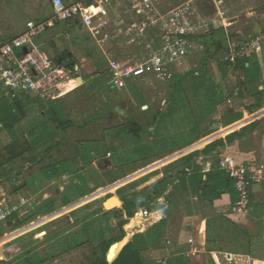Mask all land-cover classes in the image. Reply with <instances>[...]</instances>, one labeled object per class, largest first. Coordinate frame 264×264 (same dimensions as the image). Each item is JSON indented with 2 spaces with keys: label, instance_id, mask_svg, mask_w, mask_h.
Instances as JSON below:
<instances>
[{
  "label": "rangeland",
  "instance_id": "rangeland-1",
  "mask_svg": "<svg viewBox=\"0 0 264 264\" xmlns=\"http://www.w3.org/2000/svg\"><path fill=\"white\" fill-rule=\"evenodd\" d=\"M163 4H165L167 11L172 12L173 21L180 32L182 31L185 35L214 33L206 41H225V45L226 33L235 34L236 29L243 27L244 22L247 20L251 22L252 27L258 28L259 26L255 23V15L264 14V0H164ZM52 15L50 0H0V42L11 41L19 35L20 30L26 26L29 19L42 22L51 18ZM110 17L108 30L111 36H108L106 41L96 38L84 27L71 31L64 24L56 26L53 35L51 34L47 38L44 36L39 40L43 50L52 59L59 58V55L65 51L70 52L72 54L70 60L75 65L73 78L77 79L84 76L92 82L87 87L77 88L78 91L76 89L59 99L60 106L66 111V119L73 121L75 124L67 132H60L58 125L50 122L48 116H44L43 111H49L50 99H42V102L38 103L45 106V109L41 110L39 109L40 105L30 104L25 97H22L27 112L25 116H21V121L16 125L13 132L14 135L16 134L17 140H12V135H9V139L4 134H0V154L11 158L12 156L7 152L8 145L17 141L24 146H14L16 152L23 150L24 147H28L29 150H26L21 157L12 159L13 161L4 168H0V180H4L0 183V200L4 202L3 195L8 192L11 195L15 194L19 185H26L25 181L28 182L30 190L32 189L34 193L40 190L37 192L36 197H28L31 200L29 206L27 205L22 210L25 213L24 215H21V212L15 214L16 217L14 218L18 220L15 224L11 222L9 215L2 219L4 223L0 224V234L11 231L19 225L18 222L20 221H23L22 225H26L32 220L56 212L71 203L73 205L69 206V209L78 208L80 212H84L87 210L94 211V209L104 210L103 204L113 196L121 201L129 198L128 196L130 198L145 196L153 185L154 171L161 172V170L172 164H174L175 169L178 168L180 165L175 164L178 160L202 150L207 145L205 143L209 142L206 141L193 148L199 141H203L210 135L201 137L194 145L175 155L176 157L165 160L171 153L181 150L189 144L197 136L196 130L190 129L183 133L177 132L175 127L180 125V122L187 123V119H179L181 116L178 115L177 118H173L172 123L165 126L168 128L167 131L164 129L165 133L167 132L166 139L153 142L151 138H153L155 132L152 128H148V123L153 117L151 111L155 112L158 109L164 111L167 109L170 96L169 82L175 74L190 70L171 68L170 72L166 71L163 74V79L169 76L166 80L153 76L155 80H162H157L160 84L156 85V89L152 88L153 90L150 88L151 82L148 78L128 80L127 88L121 92L112 90L109 86L111 60L123 57L130 58V55L132 57L141 55L144 46L147 44V39H154L156 47L160 44V41L158 33L147 30L143 33L138 31L135 34L136 40L133 42V31H130L133 22L132 17L122 9L117 8L111 11ZM236 18H239L237 25H232L227 29L214 28V21H223L227 24ZM195 44L196 53L187 61V65L192 69L197 66L205 53V48L201 43ZM257 58L262 67L261 79L254 84H249L246 75L241 70L235 71L232 69L228 74V78H231L230 85H232V88L236 89L235 97L231 98L230 102L223 103L218 107L209 119H205V122L200 125L203 133L210 120L213 122L212 127L220 130L219 128L222 125L228 126L227 123L230 117L250 113L249 107L256 103L252 93L258 85L264 83V47ZM217 63H219L218 58L212 61L207 81L210 78L218 85L215 72ZM98 73L101 74L97 75ZM77 82L79 84V81ZM190 96L193 100L194 109L198 111L200 101L196 99L195 102L194 96ZM144 107L149 110V115L145 114ZM115 108L122 109L124 114L121 115ZM259 114L263 116L264 111ZM263 119L258 123L257 134L250 135L249 139L244 140L243 144L246 145L245 143L249 141L255 142L254 145L259 153L263 152L262 156L258 154L260 157L257 158V161L262 163H264ZM239 125L241 123L235 126L229 125L232 127H227V129L225 127L221 132L223 135L230 134ZM34 131L36 133L31 134ZM159 131L160 129L158 133ZM221 138H224V136H221ZM92 154L94 158L91 157ZM214 156L212 155V157ZM90 159L94 160L90 162ZM159 161L163 162L162 165L152 168L156 166L155 164H159ZM212 161V163L218 164V156L214 157ZM243 163H247V159ZM202 166L204 165L202 164ZM11 168L14 172H11ZM140 171L144 172L139 175ZM63 174H66L67 177L62 178ZM53 180H59V182L54 184L52 183ZM91 184L98 188L91 189ZM24 185L22 187H25ZM61 187L64 188L63 192ZM100 188L107 189L106 194L81 200L89 194L94 192L96 194ZM44 194L47 197H44ZM5 209L6 206H4L3 211ZM112 211L115 213L112 214L113 217H117L119 214V219H121L124 215L121 206ZM211 213L213 214L211 215L212 218H216V221L212 223V227L218 229V231L225 230V237L229 236L231 229L225 224L226 220L217 216V214L215 215L213 210ZM113 217L110 216V218ZM182 217L183 214L177 216L178 220L174 226V235L181 226ZM127 219L129 224L131 218L127 217ZM48 221L49 219H46L43 222ZM81 221L86 222V219H76L75 225L79 226ZM101 224V220L99 222L95 221L78 233L69 234L66 237L65 234H60L56 237L53 245L54 249L49 251L48 255L43 256L37 253L38 249L36 248L31 256L30 254L23 257L18 256L14 259V263L22 264L21 260L30 258L31 264H44L45 257L49 258L55 254L62 260V264H79L81 262L82 264H95L94 261L96 257L101 255V251L100 249H94L92 244L87 242H91V238L95 236L91 230L95 228L96 231ZM31 227H34V225ZM113 227L108 226V229L103 228V230L109 231L111 236L118 235V223L116 222ZM29 237H32V234ZM259 241L264 244V235ZM2 242L5 243V239L0 241V245L3 244ZM223 242V245L226 244V248L235 244L229 237L228 240ZM77 243H81L80 245L85 243V245L77 251L72 250ZM255 255L264 257V248ZM161 257L160 252H154L151 259L159 263L164 259Z\"/></svg>",
  "mask_w": 264,
  "mask_h": 264
},
{
  "label": "trees",
  "instance_id": "trees-1",
  "mask_svg": "<svg viewBox=\"0 0 264 264\" xmlns=\"http://www.w3.org/2000/svg\"><path fill=\"white\" fill-rule=\"evenodd\" d=\"M78 26L82 27L81 24H78ZM213 34L214 33L191 36L193 41L203 45L205 48V53L199 60L197 66L192 70L175 74L172 77L171 81L169 82L170 96L169 101L167 102V109L164 111H151L153 117L148 123V128H154L155 134L152 138L153 142L157 140L163 141L166 139L165 136L167 132L165 133V130L167 131L168 128L165 126H168V124L172 123L173 118H177L178 115L181 116L179 119H187V123H181L179 121L180 125L175 127L176 131L183 133L186 130L188 131L190 129H195L197 135L193 140L190 141L189 144L185 145L184 148L193 145L201 137H206L218 130V128L212 127L213 122L211 120L208 121L209 124L206 127L204 133L201 131L200 125L205 122V119H209L214 111L223 103L230 102L231 98L235 97L236 89L232 88V85H230L231 78H228V74L232 70L231 66L221 63L220 61L215 66L218 85L210 78L207 81V78L210 75L209 68L212 64V61L216 60L217 58L219 59V54L225 47V41H206V39L212 37ZM59 56V58H54V61L68 66L72 64V60H70L71 55L68 51L61 53ZM246 64H248V66H246ZM233 70H241L244 75H246L247 83L249 84L258 82L262 75V67L257 56L240 59ZM190 95L194 96L195 102L197 100L200 101L198 105V111L194 109L193 100ZM252 95L255 98L256 103L249 107L250 113H254L264 108V89L260 90L258 85ZM25 98L30 104H38L39 102H42V98ZM49 103V111H43V114L44 116L49 117L51 120L50 122L56 123L58 125L60 132H67L69 128L75 126L73 121L66 119V111L60 106L59 100H49ZM39 109L44 110L45 106L40 105ZM26 112L27 108L23 104L22 97L15 100H10L8 98L1 99L0 134H4V136H7L8 138L9 135H12V140L16 141V134L14 135L13 132L16 125L20 123L21 116H25ZM144 112L147 115L150 114L149 110H145ZM182 113L185 115L182 116ZM259 113L254 117H260ZM240 118H242V114L230 117L227 125L234 123ZM199 119H201L199 121L200 123L197 122ZM250 119L251 118H247V121ZM253 126L255 127L256 124ZM159 129L160 131L158 133ZM245 130L246 129H242L239 132H235L229 135L226 140L219 139L207 145L203 150L196 151L181 158L175 163L180 165L176 169L174 164L169 165L165 168L164 179L150 187L145 196L139 198L123 199V211L126 212L128 218L132 219L129 224L128 219L123 217L119 219L118 235L108 241L102 242V244L99 246L101 255L96 257V254L94 253L96 257L94 263L109 264L107 262L108 253L109 262H112V260L120 254L112 264H151V259L149 260L147 254L151 251L162 252L166 249L168 241L174 238L172 231L175 223L178 220L177 216L182 215L183 212H185L191 206V194L194 191H196L198 194L202 192L205 200L210 204H213L214 200L219 199L224 192H228L231 197H235V202L236 192L233 187V180L227 175V173L219 171L218 169L204 173L202 170V162L199 161V159L213 154L214 151L225 147L226 144H232L235 138L241 137ZM34 133H36V131L31 132V134ZM220 136H223L221 131L201 141L196 146H193V148L205 143L206 141L214 140ZM20 145L24 146L18 141L15 143L12 142L10 145H8L9 148H7V152L12 156L11 158H7L6 155L0 154V168H4L7 164L13 161L12 159L21 157V155H23L26 150H29L28 147H24L23 150L16 152V148H14V146ZM92 156L93 154L91 157ZM92 158H94V156ZM93 160L94 159H90V162ZM171 187L172 191L166 195L165 201L158 202V200L164 197ZM146 207H151L154 211L161 212L162 219L150 226L153 223L154 218H145L140 214L134 217L139 209ZM147 227L149 228L145 232L134 235L132 240L126 245L134 233L143 231ZM125 230L127 232L126 237ZM113 244L115 245L112 246ZM120 250L121 253L119 252ZM161 255V258H165L164 254ZM161 262L162 261L156 264H161ZM177 264L184 263L179 259L177 260Z\"/></svg>",
  "mask_w": 264,
  "mask_h": 264
},
{
  "label": "crops",
  "instance_id": "crops-1",
  "mask_svg": "<svg viewBox=\"0 0 264 264\" xmlns=\"http://www.w3.org/2000/svg\"><path fill=\"white\" fill-rule=\"evenodd\" d=\"M69 2H73V1H69ZM236 19L237 21L234 22V25H237L239 23V18H236ZM255 20H256L255 22L256 25L259 26L258 28L252 27L253 25L251 24V22L247 20L244 22L245 25L243 27H239V29L236 27L237 28L236 30L245 31V32L252 33V34H260L264 32V14L255 15ZM29 21H32V20L29 19L27 23ZM25 27L26 26H24L23 29L20 30L19 35L25 31ZM78 28L79 26L77 24L75 27H70L68 29L69 30L71 29V31H74ZM52 29H50L42 37L46 36L47 38L49 35L51 34L53 35V33L55 32L54 30L55 27ZM41 38L38 39V44ZM39 46L41 47L40 44ZM263 47H264V44H263ZM41 49L43 50L42 47ZM70 55L72 54L70 53ZM67 67L74 72V69H75L74 62H72V64L69 66L67 65ZM170 70L171 68L167 70V72H170ZM101 73H98L97 75ZM81 77L83 78L84 84L82 86L78 84V86H81L79 87L80 89L85 88L89 84H91L92 81L90 79H87L84 76H81ZM168 77L164 79L162 77L160 78H162V80H166L168 79ZM159 79L155 80L154 77L148 78L149 82H151V87H150L151 90H153L152 88L156 89V85L160 84V82L158 81H162V80H159ZM259 89L260 90L264 89V83L262 85L261 84L259 85ZM78 90L79 89H77L76 91ZM160 110L161 109H158V111ZM258 111L262 113L264 111V108ZM258 111L254 113H244L243 112L244 113V115H242L243 117L240 119H237L233 124H230V125L235 126L242 122L247 121V118H251L249 122L247 121L248 123L245 122L244 123L245 125L241 124L237 126L236 127L237 129L235 128L236 129L235 131L233 129L232 133L223 135L224 138H221L220 136L205 144L209 145L219 139L226 140V138L229 135L235 132H239L242 129H246L241 137H236L232 144H226L225 147L214 151L213 154L204 156L199 159V161H201L202 164L204 165L202 166V170L204 173H208L210 171H215V169L216 170L218 169V164L212 163L213 158L218 156L217 155L218 152L224 153L225 155L231 157L237 162L243 163L245 162V159H247V163H250L256 168V172L260 175V180L254 183L252 186L248 212L245 215H242L239 217L232 215L231 207H232V204L234 203L235 197H231V195L228 192H224L219 199L214 200L213 204H210L209 202L205 200L202 192L200 193L201 194L200 195L196 191H194L191 194V206L185 212H183V218H182L181 226L179 227L178 232L176 233V235H174L175 227H173L172 232L175 237L173 239H170V241H168L166 249L160 252L161 254L165 255V258L163 259L161 264H177V260L179 259L182 260L184 264H264V257L255 255L257 252L262 251V249L264 248V244H262L259 241L264 235V163H262L261 161L260 162L257 161V158L262 156L263 152L261 151V153H259L258 149L254 145L255 142L253 141H249L248 143H245L246 145H243L244 140L249 139L250 135L257 134L256 129L258 128L257 127L258 123L264 118V115L260 117H254L256 114L259 113ZM255 124L256 126L254 127L253 125ZM232 126L222 125L221 128H219L220 130H216L214 133L210 134V136H213L214 134L224 130L225 127L227 129V127L230 128ZM210 136H208V138ZM198 143H200V141ZM206 146H204L203 149ZM184 149L186 148H183L181 150L171 153L170 156L165 158V160L170 159L174 157L175 155H178V153L184 151ZM258 154H261V155L259 156ZM212 155H215V156L212 157ZM161 161H159L160 162L159 164H155L156 166H153L152 168L162 165L164 161L163 162ZM205 163H206V166H205ZM208 165L210 166L209 168H211L210 171H207ZM10 170L11 172H14L12 168ZM143 172L144 171H140L139 175ZM154 173H155V176L152 178V182H153L152 186H154L157 182L164 179L165 169L161 170V172L154 171ZM66 177L67 175L63 174L62 178H66ZM3 181L4 180H0V183H2ZM58 182L59 180L52 181V183L54 184ZM25 184L26 185L23 184L25 187H22L23 185L20 186L18 184L19 185L17 189L18 191L15 194L11 195V193L9 192L4 194L3 195L4 202H1L0 200V212L3 210L4 206L10 207L11 213L8 215L10 216L9 219L11 220L13 224H15L18 221L17 219L14 218L16 217L15 214H17L18 212L19 213L21 212V215H24L25 213H23L22 210L26 208L27 205L29 206V201L31 200V198L36 197L37 192L40 190L39 189L36 193H34L32 189L30 190L29 184L27 181H25ZM97 188L94 184H91V189H97ZM63 189L64 188L61 187L62 192L64 191ZM103 189L104 188H100L99 192H97L96 194L94 192L92 194H89L81 198V200L88 199V197H97L99 195L103 196L107 192V189L106 190H103ZM171 191H172V187L167 191L164 197L158 200V202H164L166 195H168ZM28 197H31V198H28ZM44 197H47V195L44 194ZM128 197L130 198V196ZM236 199H237V194H236ZM120 202H121L122 212H124L123 218L127 219L126 212L123 211L124 203L119 198L114 197V196L109 198L106 202V205L107 207L112 208L116 204L120 205ZM71 205H73V203L62 207L56 212H52L48 215L39 217L36 220H32L26 225L24 224L22 225L23 221H20L21 224L20 222H18L19 225L13 228L11 231L3 232V234L1 233L0 241L5 239V243L2 242L3 244L0 245V256L5 255L6 259L5 261H2L0 259V263L15 264L14 263L15 258H17L18 256L23 257V256H26L27 254H30L31 256L33 254V251L36 248L38 249L37 253H40L41 255L46 256L48 255L49 251L54 249L53 248V245L55 244L54 242L56 240V237H58L60 234L62 235L65 234V237H66L69 234L72 235V234L78 233L82 231L84 228H86L88 224L93 223L95 221L99 222L101 220L102 224L98 229H96V231H95V228L91 230L93 231V235L95 236L91 238V242H87V243H91L94 249H99V246L102 244V242L108 241L114 236H117L115 234L111 236L110 232L109 231L107 232L106 229L103 230V228L108 229V226L114 228L113 227L114 224H116V222L117 223L119 222V216H120L119 214L117 217H113L112 214H115L113 213L114 211L109 212L108 210H105L104 204L102 206L104 210L94 209V211L87 210L84 212H80L78 208L69 209L70 208L69 206ZM148 209L152 211V215L150 217L154 218L153 223L150 225L152 226L153 224H155L156 222L162 219V213L158 211H154L151 207H149ZM116 210H120V209H116ZM212 210L213 212H215V215L217 214V216L222 217L226 220L225 224L228 225L229 228L231 229L230 230L231 233L229 236L225 237L226 236L225 230L218 231V229L216 230V228L212 227V223L216 221V218H212L211 216L213 215L211 213ZM110 216L113 218H110ZM78 218L80 219L85 218L86 222L81 221L80 225L76 226L75 220ZM46 219H49V221L46 223L43 222ZM3 223L4 222L1 219L0 224H3ZM32 225H34V227H31ZM149 227H147L143 231L134 233L129 239V241L126 243V245L132 240L134 235L145 232ZM31 234H32V237H29ZM126 236H127V232H126L125 237ZM228 237L233 240V243H235L234 245L228 244L230 246V247L228 246L230 249L226 248V244L223 245L224 244L223 241L228 240ZM85 243H83L82 245H80L81 243L75 244L72 250L77 251L78 249H80L81 246H84ZM118 243H115V244H118ZM115 244H113L112 246H114ZM154 252H157V251H151L147 254L149 260L151 259L152 253ZM17 261L19 262V260ZM107 262L109 264L113 263V262H109L108 253H107ZM21 263L31 264L30 258H25L21 260ZM43 263L44 264H49V263L62 264V260H60L55 254H53L49 258L45 257ZM150 263L156 264L154 259H151ZM79 264H82V262Z\"/></svg>",
  "mask_w": 264,
  "mask_h": 264
},
{
  "label": "built area",
  "instance_id": "built-area-1",
  "mask_svg": "<svg viewBox=\"0 0 264 264\" xmlns=\"http://www.w3.org/2000/svg\"><path fill=\"white\" fill-rule=\"evenodd\" d=\"M163 3L164 0H50L51 18L42 22L29 21L22 34L11 41L0 42V99H62L68 86L72 83L77 85L78 80L73 78L74 72L67 65L54 61L41 49L38 39L58 25L70 28L81 24L96 38L106 41L111 36L108 26L114 8L122 9L132 17L130 31H133V42L138 31L149 30L158 33L160 44L156 47L154 39H147L141 55L111 60L109 86L112 90H125L128 80L163 77L170 68L191 70L187 61L195 55L197 42L191 39L193 34L185 35L178 30L172 12L167 11ZM213 25L216 29H227L234 22L214 21ZM234 33H226V45L219 54V61L232 69L242 58L259 56L264 44V32L252 34L236 30ZM209 167L207 171L211 170ZM218 170L227 173L233 180L237 199L232 204L231 214L236 217L245 215L249 209L252 186L260 180L256 168L218 153ZM10 210V207L2 210L0 220L6 218ZM138 211L140 213L136 215L145 218L152 215L148 208ZM0 259L5 261L6 256L2 255Z\"/></svg>",
  "mask_w": 264,
  "mask_h": 264
},
{
  "label": "water",
  "instance_id": "water-1",
  "mask_svg": "<svg viewBox=\"0 0 264 264\" xmlns=\"http://www.w3.org/2000/svg\"><path fill=\"white\" fill-rule=\"evenodd\" d=\"M232 21H233V22H236L237 19H233ZM24 51L26 52L27 49H24ZM77 80L79 81V83H81V86L84 84V81H83V78H82V77H78ZM146 109H147V107H144V110H146ZM116 111H117L118 113H120L121 115L124 114V111H123L122 109H120V108H116ZM152 130H154V128H152ZM120 206H121V202H120V205L117 206V207H120ZM117 207H114V208L108 209L107 206H106V202L104 203V208H105L106 210H108V211L113 210V209H115V208H117Z\"/></svg>",
  "mask_w": 264,
  "mask_h": 264
},
{
  "label": "bare ground",
  "instance_id": "bare-ground-1",
  "mask_svg": "<svg viewBox=\"0 0 264 264\" xmlns=\"http://www.w3.org/2000/svg\"><path fill=\"white\" fill-rule=\"evenodd\" d=\"M80 85H81V83H79ZM77 86H78V84L76 85V84H70L69 86H68V89H67V91L65 92V95H67V94H69V93H71V92H73L74 90H76L77 89ZM80 87V86H79ZM69 90H71V91H69ZM64 95V96H65ZM112 203V202H111ZM119 204H116L115 206H113L112 208H114V207H117ZM107 206V205H106ZM108 209H111V208H109V207H107Z\"/></svg>",
  "mask_w": 264,
  "mask_h": 264
}]
</instances>
